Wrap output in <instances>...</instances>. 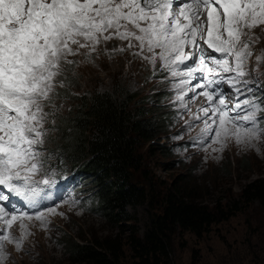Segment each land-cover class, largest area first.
<instances>
[{
    "label": "snow or ice",
    "instance_id": "6c2138e0",
    "mask_svg": "<svg viewBox=\"0 0 264 264\" xmlns=\"http://www.w3.org/2000/svg\"><path fill=\"white\" fill-rule=\"evenodd\" d=\"M257 27L264 29V0H0V264L9 257L6 243L22 247L26 220L46 228L49 215H63L57 207L38 210L54 181L34 177L44 167L58 88L77 63L71 57L90 61L101 45L126 42L105 51H129L153 75L171 77L174 103L189 113L185 125L202 122L198 146L255 147L264 138V94H252L245 64ZM246 93L251 98L241 99ZM197 97L205 104L193 112L186 100ZM13 197L34 211L20 210Z\"/></svg>",
    "mask_w": 264,
    "mask_h": 264
},
{
    "label": "rangeland",
    "instance_id": "374dc122",
    "mask_svg": "<svg viewBox=\"0 0 264 264\" xmlns=\"http://www.w3.org/2000/svg\"><path fill=\"white\" fill-rule=\"evenodd\" d=\"M251 34L254 36L251 44L253 55L248 58L245 67L257 91L264 83V62L257 60V57L264 56V29L257 27ZM243 39L247 40V36ZM125 43L114 39L101 45L98 54H93L90 61L81 56L71 57L77 63L65 72L68 77L65 87L58 88L60 95L55 98V103L60 107L55 123L59 115L68 114L80 96L107 90L113 83L120 82L146 102L154 113L159 112L165 117L166 130L159 141L162 147L154 150L142 147L143 169L156 192L184 177L190 185L196 186L206 202H222L236 198L246 183L264 176V138L255 147H245L231 140L223 151L212 152L211 148L205 151L193 139L198 135L202 122L190 121L191 127L185 125L184 121L190 120L189 113L180 110L179 105L174 103L175 90L171 77L159 72L153 75L151 66L129 51L111 56L105 51V47L110 51ZM186 102L195 112L205 104V99L188 98ZM56 132V127H52L45 138L42 149L45 163L43 171L36 174L38 177L61 172L53 165H61L65 170L76 169L60 155ZM142 177V174L139 177L136 173L139 183ZM87 179L85 175L75 173L72 180L67 181L63 192H59L57 200L50 206L57 207L58 213L63 215H49L46 228L35 219L26 220L29 234L25 235L22 247L17 250L14 244L6 243L5 251L9 257L2 264H65L62 243L67 237L90 240L123 229L125 238L129 229L127 226L131 224H135L142 233L148 220V204L129 208L128 214L133 215L135 220L122 219L118 221L123 224L119 228L100 211L94 197V183ZM11 231L14 236H19L18 224L13 225ZM170 260L171 264H264V211L254 203L244 212L213 225L212 230L201 238L190 232L175 235Z\"/></svg>",
    "mask_w": 264,
    "mask_h": 264
},
{
    "label": "trees",
    "instance_id": "16d2710c",
    "mask_svg": "<svg viewBox=\"0 0 264 264\" xmlns=\"http://www.w3.org/2000/svg\"><path fill=\"white\" fill-rule=\"evenodd\" d=\"M77 101L68 114L57 117L53 127L60 155L94 183L100 211L117 227L122 228L118 223L122 219L135 220L128 214L129 208L146 203L149 209L142 233L131 224L125 238L123 229L90 240L67 237L62 243L65 264H171L175 235L190 232L201 238L213 225L254 203L264 211V176L246 183L236 198L222 202H206L184 177L156 192L143 169L142 147H162L163 114L154 113L120 82ZM136 173L143 175L140 183Z\"/></svg>",
    "mask_w": 264,
    "mask_h": 264
}]
</instances>
